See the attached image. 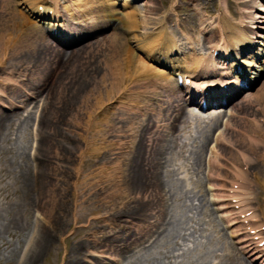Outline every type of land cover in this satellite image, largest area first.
<instances>
[{
  "label": "bare ground",
  "instance_id": "obj_1",
  "mask_svg": "<svg viewBox=\"0 0 264 264\" xmlns=\"http://www.w3.org/2000/svg\"><path fill=\"white\" fill-rule=\"evenodd\" d=\"M152 1L144 3L149 13L158 10ZM219 1L222 11L216 22L208 20L206 23L201 9L209 15L214 13L210 8L217 4V0H189V11H193L195 18L187 12V16L182 19L189 20L190 30H200L202 33V44L199 45L204 47V43L214 42L213 46L208 47L212 49L209 64H205L206 52L201 54L198 46L194 45L195 41L187 40L190 51H186V47L182 48L177 38H172L167 45L168 28L163 20L168 21L177 15L175 13L163 12L161 22L156 23L160 24L156 28L160 36L157 32L145 35L137 30L142 13L128 10V0L120 5H117V0H0V160L7 165V168L2 165L3 169L10 171L13 183L17 184L16 188L21 192L20 197L15 199V215L11 218V224L14 223L15 230L30 231L27 247L18 251L17 264H40V259L53 249L60 250L57 243L59 239L66 244L63 254L54 264H176L175 260L186 253L185 250L177 253V246L180 240H189L190 223L195 221L191 211L201 210L203 214H208L209 205L201 179H197L196 186L188 192L174 178L175 172L166 169L168 161L165 150L172 146L173 154L180 155L179 137L190 126V118H200L186 104L196 103L197 99L191 97L189 100L180 90H184L183 86L173 84L170 71H175L171 69L188 72L197 80L209 81L215 78L212 82L220 88L207 99L209 104H222V100L217 98L223 95H239L244 85L240 84L238 74L248 80L249 86L257 83L254 91L245 93L243 100L233 105L230 118L237 111L244 112L241 108L244 104L249 106L254 101L264 102V38L258 40L263 35L257 32L264 31V26L257 24L264 22V0H259L260 7L257 6L258 0ZM241 7H244V11ZM180 8L176 5L177 10ZM31 15L39 18V22L46 18V28L36 26L38 22L31 20ZM235 15H239L238 21L233 20ZM108 25L112 29L111 33L101 41L96 40L93 45L87 44L85 50L94 49L98 45L96 50L102 49L104 52L103 45L108 49L114 46V57H109L107 61L104 57V66L96 69L92 81L80 86L83 94L75 98L76 101L72 100L74 102L69 104L70 110L61 113L58 125L55 117L45 116L50 98L48 93L47 98L46 90L53 83L61 64L70 60L74 54L82 53L85 44L67 52L53 45L44 30L51 34L57 33L51 39L71 45V42L86 38L94 29L102 30ZM217 33L218 36H215ZM185 38L189 39L187 36ZM216 49L220 52L215 58L212 53ZM174 52L177 56L170 58ZM213 65L218 70V76L211 67ZM235 72V79L227 78ZM227 83L233 84L234 93L222 87ZM88 89L92 91L89 93ZM102 90L105 91V97L101 102H96L95 98L102 96ZM175 93H179V97ZM206 94V91L195 93L202 96ZM113 100L118 104L117 110L110 116L107 115L108 111L99 118L100 111ZM209 104L206 108L212 106ZM39 109L41 112L36 117ZM258 110L260 116H252L251 122V126L257 130L252 132L264 136V106ZM220 112L212 111L208 119H201L203 126L197 125L201 132V142L192 154V163L197 166L194 168L196 172L203 169L204 147L209 145L212 133L220 124ZM36 118L38 135L50 125L51 130L45 132L49 131L55 136L68 133L79 137L82 136L80 130L85 129L94 135L96 129L106 124V140L112 148L100 151L92 140L87 139L85 148L80 149L81 141L78 140L76 148L79 151V168L73 180L72 175L71 180L63 181L64 186L59 185L51 181L52 171L47 173L45 164L39 162L41 139L33 157L32 146L27 152L29 141L24 148L19 149L20 155L17 157L25 161L28 156V163L18 161L15 164V136L18 138L23 130L32 127ZM230 122L225 124L232 129ZM242 123V129L247 130V124L241 122V126ZM74 126L78 128L77 131L72 129ZM169 134L174 136L173 141L165 139ZM249 136L253 137L251 134ZM7 140L12 141L9 143L12 145L8 146ZM54 140L58 141L55 137ZM215 140L217 145L209 158L206 180H209L214 202H218V210L230 232L228 228L217 227L214 243L197 257H188L187 262L264 264V245H261V240H264L261 228L264 220L255 212L248 218L249 224H245V219H231V208L235 205L232 207L224 202L227 199L221 198L225 196L223 191L233 189L236 195L233 198H241L238 204L245 199L249 200L252 195L257 201L259 198L264 200V189L259 186L261 181L264 186V163H257L250 157L257 154V158L264 159V137L261 140L258 137L250 138L252 145L248 146L237 144L235 135L224 131ZM223 144H234L237 149L233 151ZM236 153L244 162L242 165H238L232 158L228 160L227 155L234 156ZM44 156L42 161L47 157ZM233 162V172L239 178H230L222 170H229L227 166ZM247 164L254 169L253 172H259L258 176L262 178L258 177L256 181L248 178ZM252 171L250 175L256 177ZM252 183L258 185L257 189L262 192L251 187ZM188 200H200L199 207L188 203ZM42 204L48 205V212L43 209L41 219L33 222L30 220L31 210H40ZM247 211L242 208L238 214ZM260 213L263 214V210ZM140 222L145 223V228L141 230L138 225ZM242 225H252L249 231L256 229L257 232L255 235L244 234L239 231ZM257 236L259 240H256ZM173 246L175 248L171 249Z\"/></svg>",
  "mask_w": 264,
  "mask_h": 264
},
{
  "label": "rangeland",
  "instance_id": "obj_2",
  "mask_svg": "<svg viewBox=\"0 0 264 264\" xmlns=\"http://www.w3.org/2000/svg\"><path fill=\"white\" fill-rule=\"evenodd\" d=\"M120 1L122 3L125 0H120ZM146 1L147 0H131L130 2L132 3L129 4L130 5L129 10L131 11L136 10L142 13V15L140 14L139 16L141 18V23L139 27L137 28V30L141 31L142 33H145V35H154V33L157 32L156 28L160 25L159 23L158 24L156 23L161 22L163 15H164L163 12L166 11V12H169V14L175 13L177 15H174L168 21L163 20V22L168 28L166 29L168 43L169 41H172V38H177V40L179 39L178 44L182 43L180 44L182 48H185V47L187 48L190 45V44H187V40L189 42L195 41L194 45L196 47L197 46L200 47L201 52H206V57H205L206 59L204 62L206 63L208 61V58L210 57V50L208 47L211 45V43L210 44L204 43L205 48L202 45H199L198 43H201L200 40L203 37L202 33L199 30L197 31L190 30L189 29L190 27L188 26L189 20H186V21L182 20L183 18L187 16V12H189L188 15L191 16L193 19L195 18V16L192 15L193 11H189L190 9L189 0H154L151 3L154 6H156L159 11L154 9L150 13H149L150 10L144 7V3ZM259 4L260 3L258 0L257 2L258 7H260ZM176 5H179L181 8L177 10ZM210 9L214 12V13H211L210 15L208 13H205L206 11H204V9H201L203 19L204 21L207 20V22L208 20L211 22L212 21L216 22L218 14L222 11L220 10L222 9L221 1L217 0V4L214 7H211ZM241 10L244 11V7H241ZM20 11L22 12L23 10H20ZM22 14L25 15L24 12H22ZM143 14L145 15L143 16ZM196 18H199V17H196ZM233 18H234L233 19L234 21L236 20L238 21L239 15H235ZM25 20L30 21L28 20V18H25ZM245 21H248V19H246ZM257 24L264 26V22L257 23ZM215 32H216V29H215ZM257 32H260V33L262 32V35H263L261 38L259 39L257 38V39L260 41L263 40L264 31L257 30ZM108 34L110 33L104 32V33L98 34L96 37L93 38L94 40L89 42V44L94 43L96 40H99V41L103 40L102 38H104ZM157 35H159L158 32H157ZM185 36L189 37V39L185 38ZM215 36H218V33ZM213 44L214 42H212V46ZM85 46L84 48L82 47V51H83L82 53L74 54V56H72L70 60L61 64V68L58 74L56 75V77L54 78L53 83L46 90V94L48 93L50 98H48V94H47V98L49 99V102L47 104L45 116L55 117V120L58 122V125H60L59 122L61 118L60 117L61 113L66 112L67 110H70L69 104L72 105V103L76 101V99L79 98L81 94H83V88H80V86L87 84L89 81H92V76L95 75L96 69L100 68V66L102 67L104 66L103 64V61H105L104 57H106V61L109 57H114V53H113L114 46H109L110 49H108L106 48V46L103 45V47H105L104 52L101 51L102 49L96 50V47L98 45H96L94 49H88L87 51L85 50L86 49ZM263 81H264V78H263ZM10 88H15V86H10ZM91 91L92 90L88 92L90 93ZM103 93H105L104 90L101 91L102 96H99V98L98 97L95 98L96 102L102 101L103 97H105ZM73 99L75 100L72 102ZM108 105L110 108L108 107ZM108 105H106L105 109L100 111L98 115L99 118H102L104 114L106 115V113L108 112L107 109H109V112L107 114L109 116L112 115L113 112L117 110L116 108L118 104H116V101L113 100V102H111ZM246 105L244 104L241 107L244 110V112L242 110L237 111V114L233 118L231 117L232 119L229 116V112L226 114L224 112L221 113L222 119H220V124L216 127L217 131L216 133H212V139H210L209 145L204 147V151L202 154L203 169H200V170L197 169L200 172H196L194 170V168L196 169L197 166L192 163V160H193L192 154H193V149H196L197 145L201 142L200 140L201 132H200V128L197 127V125L200 124L203 126L204 122L203 120H201L202 118H193V117L190 118V121H191L190 126L186 127V129L182 133V136L179 137L180 139H178L179 145L181 146L180 155L173 154L172 146L165 150L166 158L168 161V166L166 169H169L175 172L174 178L180 181L181 187L188 192L190 191V189H193V187L196 186V183H195L196 180L201 179V181L203 182L202 188H204L206 191V197L208 198L207 203L209 205L208 214H203L201 210H198L197 212L191 211L192 216L195 215V221L190 223L191 224L190 229H189L190 236H188L189 240L185 242H182L180 240L179 246H177V249L179 248L178 252L176 249L177 253H182L184 252V250L186 251V253L184 254L182 253V256L179 257L177 260H175L176 264H188L187 262L188 257L194 256L193 258H195L200 253L205 251L208 248V246H210L216 234L215 233L216 228L217 227L219 229L224 228L222 220H221V215L216 210L217 206L214 205L212 202L211 191L210 189H208V187L210 186L206 181V172H208L209 170L208 168V157L209 156L208 155L212 153L214 146L217 145L216 140L214 138L219 133L224 132V131L228 133L232 132V134L235 135L237 144L244 143L245 145H248V146L252 145L250 138L253 139V138L258 137V139L261 140V137H264L261 133H257V132L253 133L252 130L255 131L257 129L255 128V126H251V122H253L252 116L254 117H256V115L258 117L260 116L259 115L260 112L258 109L264 106V102L260 103V101H254L249 106H246ZM231 108L232 107H230L228 110H230ZM241 111L243 113L240 114L239 112ZM40 112H41L40 109H39V112L37 110L36 117L39 116ZM242 117L243 119L242 121H240ZM23 118L24 117H22L21 120H23ZM228 121H231L230 123L233 126L232 129H230V127L226 128L224 123ZM241 122H245L247 124V127H248L247 130L242 129L244 125L242 123V126H241ZM61 123L63 124V122ZM234 124L238 126H234ZM50 127L51 125L48 128L44 129V132H42L41 135H38L39 127H38V120L36 118L32 127L29 126L28 130H23L21 133L22 135L18 136V138L15 136L17 140L14 139V136H13V139L16 140L15 141V151L13 152L15 153V164L18 163V161H20V163H28L29 162L27 160L29 159L28 156L25 161H21L22 159L20 157H17L20 155L18 153V151H20L19 149L24 148L27 142L29 141L27 152L32 146L31 157H33L36 151V147L38 146V143L41 139L40 144L42 146V150L40 153L41 156H40L39 162L40 164H45L44 165L45 171L47 173L52 171L53 175H52L51 181L59 183V185L64 186L65 185L64 182L67 180H71L72 175H73V178H72L73 180L75 177L74 174L77 172L79 168V165H78V161H80V158L78 156L79 151L77 152V148H76V144L79 145L78 140L81 141V145H80L81 147L79 146L80 149L85 148L87 139L89 141L92 140L95 144V147L100 151L112 148L110 145H108V142L106 140V138H108L107 137L108 126L106 124H102L98 129H96V132L94 135H92V132L86 131V129L80 130L82 136L79 135V137L76 135L72 136L71 134H68V133L62 134V136H59V135L55 136V134H50L49 131L45 132L47 130H51ZM72 129L76 131L78 130V128H76L75 126ZM249 134L253 135V137L252 136L250 137ZM258 134H260V136ZM54 137L57 138L58 141L54 140ZM173 138L174 136L170 134L165 137L166 140H172ZM9 139L10 138H8V140ZM10 142L9 141L7 142L8 146L12 145V144H9ZM223 146L233 151L237 149L234 144H231V146H228V144H223ZM44 154L47 157L44 161H42V159H44L45 157ZM10 155H13V154H10ZM227 156L229 157L228 159L229 161H231L230 158H232V160L234 159L236 163H238V165H242L244 163L242 159L240 158V156L238 155V153H236L234 156H230V155H227ZM250 157L253 158L254 161L257 163L259 162L264 163V159H261L259 157L257 158V154H252V156L250 155ZM47 158L49 161L47 160ZM2 165L5 168H7V165H4L3 161L0 160V264H17L16 261L19 260L18 251L20 250L22 251V248L27 247V242L30 237V231L24 230V229L15 230L14 223L11 224V218L15 215V207H14L15 199L20 197L21 192L16 188L17 184L13 183L10 171L4 170ZM227 167L229 168V170L222 169L223 171L227 172L224 175L228 174L230 178H234L235 176L233 172L235 171L234 162L232 165L228 164ZM85 170L86 169H84V171ZM252 170L254 171V169L250 168V165L247 164L248 178L254 179L255 181L262 178L261 176H258L259 172H256V171L253 172ZM251 171L253 172L254 175L256 174L257 176L256 177L251 176L250 175ZM49 177L50 175H48V179ZM235 177L239 178L238 176H235ZM219 183L221 182L219 181ZM226 185H229V184H226ZM252 186H254L256 190H259L260 192H262L259 188L257 189L258 185H256L255 183H252L251 187ZM259 186H262V188L264 189L262 181ZM228 187L229 186H226L225 188H228ZM262 193H263L262 194V197H263L264 192ZM199 201L200 200H193V201L188 200V203L190 204L192 203L195 206L199 207ZM249 201L253 202L252 207L255 210H257V214H259L262 217V220H264L263 219L264 213L263 214L260 213V211L262 210L264 212V200L259 198L257 201L255 196L252 195L249 198ZM43 209L48 212V205L42 204L40 207V210L32 209L30 213L31 214L30 220H32L33 222H35V220L39 221L41 219V212H44ZM138 225H139L140 230L141 228H145V223L143 222H140ZM57 243H58V247L60 250L53 249L47 256L40 259V262H39L40 264H54L58 260L59 256L63 254V251H64L63 247L65 246L66 242H61V240L59 239ZM67 244L69 246V242H67ZM174 248L175 246H173L171 249H174Z\"/></svg>",
  "mask_w": 264,
  "mask_h": 264
}]
</instances>
